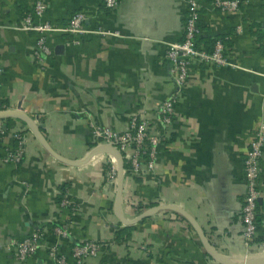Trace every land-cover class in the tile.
Wrapping results in <instances>:
<instances>
[{"label":"crops","instance_id":"1","mask_svg":"<svg viewBox=\"0 0 264 264\" xmlns=\"http://www.w3.org/2000/svg\"><path fill=\"white\" fill-rule=\"evenodd\" d=\"M37 1L47 11L34 22L66 27L82 11L87 31L47 32L50 51H38L39 34L16 28ZM201 3L198 46L211 50L221 38L236 66L194 62L170 124L160 120L158 108L175 90L166 51L184 37L182 0H121L115 9L103 0H0L1 102L33 117L51 147L74 160L96 146L91 119L125 132L135 115L147 118L149 132L161 137L155 171L126 175L124 216L133 219L160 203L177 205L198 220L220 253L260 256L264 171L253 246L245 244L240 214L244 158L264 121V0H248L235 12L220 11L213 0ZM6 119L0 153L14 146L17 131L30 129L22 119ZM31 132L20 164L0 162V264H54L49 248L56 243L69 264H79L72 247L86 240L107 246L81 264H220L178 212L160 211L133 225L120 221L112 155L72 166L53 157ZM64 193L76 203L74 214L60 205ZM65 222L68 236L59 238L54 227ZM38 228L41 247L17 260L12 245Z\"/></svg>","mask_w":264,"mask_h":264},{"label":"built area","instance_id":"2","mask_svg":"<svg viewBox=\"0 0 264 264\" xmlns=\"http://www.w3.org/2000/svg\"><path fill=\"white\" fill-rule=\"evenodd\" d=\"M187 6V16L184 25V37L180 42L170 43L166 51V56L171 62V73L174 78L175 90L158 108L160 120L165 124H170L176 115V103L180 92L185 87L190 66L194 62H200L211 65H234L228 56V47L224 41L218 39L213 49L205 50L198 46L197 38L201 34L200 10L202 8L201 0H182ZM248 0H213V4L222 12L239 11ZM121 0H103L108 9H115L119 6ZM47 11V5L37 1L28 15L16 25L17 29L32 30L39 34L37 40L38 51L49 53L46 33L55 30H66L72 33H83L87 30L83 23L86 15L82 11L75 12L66 27H60L49 21L41 23L34 22V16L42 17ZM261 46L264 51V27ZM2 68L0 66V74ZM1 83H0V112L8 111L1 102ZM6 118H0V133L5 134ZM91 133L95 138V144H111L116 146L122 153L125 160L126 175H140L143 172L152 173L155 171L158 146L161 137L151 134L148 130L149 121L141 115H135L131 120L130 128L125 132H118L110 127L103 126L90 120ZM30 128V127H29ZM29 130H19L14 134L16 145L6 147L0 153L1 163H14L16 165L24 158L25 143L27 132ZM32 133V132H31ZM264 121H262L254 131L253 139L244 158V176L246 180V190L243 199L242 211L240 214L244 224L245 244L250 247L256 244V232L258 228L257 204L261 197V175L264 171ZM116 175V174H115ZM60 205L63 208L71 209L74 214L76 203L72 201L68 193L62 196ZM69 223L61 225L56 224L54 231L57 237L68 236ZM43 232L41 229L34 230L28 237L17 241L12 245L14 256L19 261H25L34 255L39 247ZM107 245L103 241L86 240L76 243L72 247V256L77 263L81 264L88 257L96 256L102 248ZM49 255L54 264H69L66 257L60 253L59 244L49 248Z\"/></svg>","mask_w":264,"mask_h":264},{"label":"water","instance_id":"3","mask_svg":"<svg viewBox=\"0 0 264 264\" xmlns=\"http://www.w3.org/2000/svg\"><path fill=\"white\" fill-rule=\"evenodd\" d=\"M8 117H15V118L24 120L28 124V126L30 127V129L32 130L36 138L43 145V147L53 157H55L59 161H62L63 163H66L72 166H80L82 164L87 163L89 160H91L93 157L97 155H100L103 153H109L111 155L114 154L115 157L117 158V165H118L117 166V179H116V192H115V200H114V212L116 216L120 219V221L124 223L125 225L136 224L139 221H142L148 217H151L152 215L160 211L172 210V211L180 213L183 217H185L190 222V224L194 227V229L198 233L207 253L211 255L220 264H264V255L243 257L241 259H233L231 257L226 256L223 253H220L218 250H216L215 246L206 236V233L204 232L198 220L194 216H192L190 213H188L186 210L182 209L180 206L173 205V204L160 203L158 205L152 206L144 210L143 212L139 213L133 219H129L125 217L123 214V193H124L125 177H126L125 160L123 158L121 151L116 146L111 145V144L97 145L83 159H80V160L69 159L59 154L51 147L50 143L48 142L47 138L45 137V135L43 134L41 130V125H39L33 117H31L30 115L26 114L25 112L21 110H11V111L8 110V111L0 112V118H8Z\"/></svg>","mask_w":264,"mask_h":264},{"label":"trees","instance_id":"4","mask_svg":"<svg viewBox=\"0 0 264 264\" xmlns=\"http://www.w3.org/2000/svg\"><path fill=\"white\" fill-rule=\"evenodd\" d=\"M200 36V35H199ZM199 36H198V38H199ZM198 38H197V42H198ZM218 39H221V38H216L215 39V41H214V43L218 40ZM222 40V39H221ZM223 41V40H222ZM214 43H213V45H214ZM7 120H8V122H9V119H6V123H7ZM9 124V123H8ZM3 134H1L0 133V148L1 147H3V144H2V142H3ZM16 140H15V142H14V146L16 145ZM125 167L127 168V164L125 165ZM61 199H62V197H60V199H59V202H61Z\"/></svg>","mask_w":264,"mask_h":264},{"label":"bare ground","instance_id":"5","mask_svg":"<svg viewBox=\"0 0 264 264\" xmlns=\"http://www.w3.org/2000/svg\"><path fill=\"white\" fill-rule=\"evenodd\" d=\"M110 155H111V154H110ZM112 156L115 158L114 160H115V163H116V165H117V158L115 157L114 154H113ZM112 156H111V157H112ZM116 165H115V166H116ZM116 169H117V168H116Z\"/></svg>","mask_w":264,"mask_h":264},{"label":"rangeland","instance_id":"6","mask_svg":"<svg viewBox=\"0 0 264 264\" xmlns=\"http://www.w3.org/2000/svg\"><path fill=\"white\" fill-rule=\"evenodd\" d=\"M113 157V156H112ZM113 159H115L114 157H113Z\"/></svg>","mask_w":264,"mask_h":264}]
</instances>
